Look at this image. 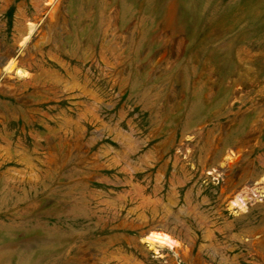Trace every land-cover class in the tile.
Returning <instances> with one entry per match:
<instances>
[{"label":"rangeland","instance_id":"rangeland-1","mask_svg":"<svg viewBox=\"0 0 264 264\" xmlns=\"http://www.w3.org/2000/svg\"><path fill=\"white\" fill-rule=\"evenodd\" d=\"M0 264H264V0H0Z\"/></svg>","mask_w":264,"mask_h":264},{"label":"bare ground","instance_id":"bare-ground-1","mask_svg":"<svg viewBox=\"0 0 264 264\" xmlns=\"http://www.w3.org/2000/svg\"><path fill=\"white\" fill-rule=\"evenodd\" d=\"M149 239L152 242H159L160 244H172V239L169 235L161 232H154L150 235Z\"/></svg>","mask_w":264,"mask_h":264}]
</instances>
